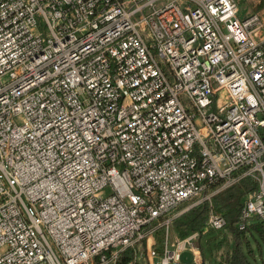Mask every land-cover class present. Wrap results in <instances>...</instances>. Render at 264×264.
<instances>
[{"label": "built area", "instance_id": "1", "mask_svg": "<svg viewBox=\"0 0 264 264\" xmlns=\"http://www.w3.org/2000/svg\"><path fill=\"white\" fill-rule=\"evenodd\" d=\"M236 0H0V264H180L226 228L264 227V16ZM195 198L202 233L169 230ZM193 205V206H195ZM188 207L186 210L192 208ZM184 210V211H186Z\"/></svg>", "mask_w": 264, "mask_h": 264}, {"label": "trees", "instance_id": "2", "mask_svg": "<svg viewBox=\"0 0 264 264\" xmlns=\"http://www.w3.org/2000/svg\"><path fill=\"white\" fill-rule=\"evenodd\" d=\"M260 6L264 7V0H261ZM255 189L256 184L252 179H244L237 185L218 193L211 199L213 209L224 217L227 223L226 229L233 236V246L226 259L228 264H251L249 260L251 258V251H248L244 247L242 239L246 232L250 231L257 238L255 242L261 240L264 243V227L262 225L253 224L245 232L238 231L234 226L241 209L242 198H245L248 193L253 192ZM208 211V203L203 202L175 217L172 221L174 235L178 239L183 240L194 233L201 234L205 227ZM132 258V252L126 251L118 264H125L132 260Z\"/></svg>", "mask_w": 264, "mask_h": 264}, {"label": "rangeland", "instance_id": "3", "mask_svg": "<svg viewBox=\"0 0 264 264\" xmlns=\"http://www.w3.org/2000/svg\"><path fill=\"white\" fill-rule=\"evenodd\" d=\"M238 4V17L245 18L249 16L251 13L262 12L264 16V7L260 6L261 0H236ZM249 8L251 9L250 13ZM244 198H242L241 203ZM201 198H195L188 202L183 203L177 209H175L171 216L176 217L184 212L188 207H191L198 203ZM203 203V202H201ZM200 203V204H201ZM198 205V204H197ZM195 205V206H197ZM193 206V207H195ZM187 211V210H186ZM255 224V223H254ZM166 235V229L164 227L159 228L156 232L149 235L145 241L139 247L140 251H142V257L140 258V262L143 264L145 262V254L147 248L154 247L160 255L162 242ZM174 237H176L173 231L169 230V242L170 245H173ZM177 238V237H176ZM178 239V238H177ZM244 247L251 251L250 255V263L251 264H264V243L259 240L250 232H246L243 237ZM180 240V239H179ZM196 247L202 257V260L205 264H228L226 259L229 256L232 246H233V236L228 231V229H224L221 231L213 232L208 231L197 239ZM259 246V247H258ZM258 249L260 250L258 252ZM246 251V250H245ZM259 253V254H258ZM180 264H194L193 254L189 249H186L180 253Z\"/></svg>", "mask_w": 264, "mask_h": 264}, {"label": "crops", "instance_id": "4", "mask_svg": "<svg viewBox=\"0 0 264 264\" xmlns=\"http://www.w3.org/2000/svg\"><path fill=\"white\" fill-rule=\"evenodd\" d=\"M250 10H251V9L249 8V11H248L249 13L251 12Z\"/></svg>", "mask_w": 264, "mask_h": 264}]
</instances>
